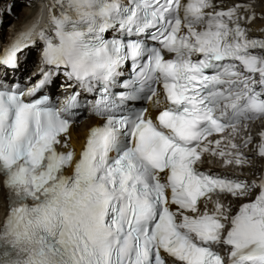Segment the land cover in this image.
Listing matches in <instances>:
<instances>
[{"label": "snow or ice", "instance_id": "obj_1", "mask_svg": "<svg viewBox=\"0 0 264 264\" xmlns=\"http://www.w3.org/2000/svg\"><path fill=\"white\" fill-rule=\"evenodd\" d=\"M259 3L48 0L0 54V264H264V174L235 171L257 121L264 159ZM34 49L38 78L6 82Z\"/></svg>", "mask_w": 264, "mask_h": 264}, {"label": "bare ground", "instance_id": "obj_2", "mask_svg": "<svg viewBox=\"0 0 264 264\" xmlns=\"http://www.w3.org/2000/svg\"><path fill=\"white\" fill-rule=\"evenodd\" d=\"M45 1H46V3H48V0H45ZM217 2L222 3L223 6H225V7H231L232 4L234 3V0H217ZM252 2L256 3V5H257V16H260L261 15V5L259 3V0H252ZM37 4H38V0H0V26H3L8 21L9 15L15 14V11H17L18 8H21V13H20L18 19H16L12 23L13 24L12 33L16 32V31L18 32L19 29L21 28V26L28 21L30 22L32 20V23L36 22V17H34V15H35L36 10H37ZM8 9H11V14H9V12L7 11ZM32 23H30V26ZM248 27H249L250 32L252 34H261V33L264 34V21L257 20L254 23L248 25ZM28 28L29 27H26L25 29H28ZM0 31H1V28H0ZM7 37H9V36H7ZM2 38L3 37L0 35V41ZM5 42H6V40H4V43ZM36 50H38V49H34L32 54L30 55V57H26L22 61L21 67L18 71H16L15 73H11V72L9 73V75L6 77V82H8V80L11 77L12 78H16L17 76L22 77L25 74H27V72H26L27 70H25V68H27L28 66L34 65L33 59H37L38 53H36ZM39 52H40V50H39ZM55 85H56V83L54 82V85H53L54 90L56 88ZM51 92H53V91H51ZM149 109L151 110V106L149 107ZM89 125L90 124H82L80 126L73 127V129L71 130L72 144H73L74 148H78V147L82 146L83 141H84V136H85V133H86ZM261 128H262L261 124L252 125L251 133H252L255 141H257L258 133L260 132ZM245 154L249 158H252V157L256 158L254 161L249 159V166L241 169L243 174H249L253 170V166L257 165L258 163L262 162L263 160L256 156L255 150H252V145L249 146V149H247ZM218 168H220V167L216 166V167H214L213 170L220 172V170ZM2 180H3V177H0V199L2 201V204L0 205V227L3 223V219L7 215V209H6V206H4L5 201H4V190L2 187ZM234 207L239 208V202H237L234 205Z\"/></svg>", "mask_w": 264, "mask_h": 264}, {"label": "rangeland", "instance_id": "obj_3", "mask_svg": "<svg viewBox=\"0 0 264 264\" xmlns=\"http://www.w3.org/2000/svg\"><path fill=\"white\" fill-rule=\"evenodd\" d=\"M21 13V8H18L17 11H15V14H11L9 15V19L8 21L3 25V26H0L1 28V36L3 37L1 39V41L4 42V40H6V37L9 36V37H12V33L10 32V30L12 29L13 27V22L18 19L19 15ZM15 31V30H14ZM17 32V31H16ZM37 52V51H36ZM39 59V58H38ZM34 62L37 61V59H33ZM30 66L27 67V69H29ZM26 69V70H27Z\"/></svg>", "mask_w": 264, "mask_h": 264}]
</instances>
